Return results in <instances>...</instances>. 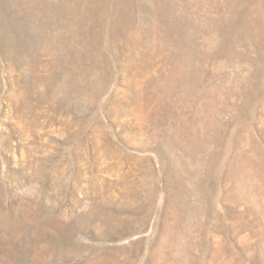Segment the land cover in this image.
Masks as SVG:
<instances>
[{
	"label": "rangeland",
	"instance_id": "rangeland-1",
	"mask_svg": "<svg viewBox=\"0 0 264 264\" xmlns=\"http://www.w3.org/2000/svg\"><path fill=\"white\" fill-rule=\"evenodd\" d=\"M0 264H264V0H0Z\"/></svg>",
	"mask_w": 264,
	"mask_h": 264
}]
</instances>
